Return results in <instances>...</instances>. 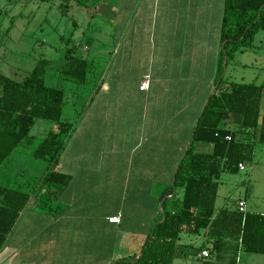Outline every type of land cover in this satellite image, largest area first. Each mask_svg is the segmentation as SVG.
<instances>
[{
    "label": "crops",
    "instance_id": "obj_1",
    "mask_svg": "<svg viewBox=\"0 0 264 264\" xmlns=\"http://www.w3.org/2000/svg\"><path fill=\"white\" fill-rule=\"evenodd\" d=\"M223 5L224 0H126L123 12L111 8L105 50L110 70L92 76L89 70L84 84H92L93 92L78 122L81 137L75 136L78 126L71 127L53 167L67 182L46 209L30 198L0 248V264H114L138 258L163 220L162 205L171 212L180 206L183 189L173 181L209 98L229 92L231 82L262 84L264 117V75L256 77L254 70L264 31L255 35L253 47L235 52L253 53L233 65L238 75L230 77L227 62L220 81ZM146 75L148 85L141 90ZM240 120L227 112L221 126L238 130ZM260 145L256 142L254 155ZM205 148L210 152L212 145ZM218 194L216 211L244 201L245 212L264 215L263 203L257 212L246 198H225L219 205ZM111 217L118 221L109 222ZM206 240L207 228L181 232L172 264H226L229 254L217 258ZM236 264H264V254L240 249Z\"/></svg>",
    "mask_w": 264,
    "mask_h": 264
},
{
    "label": "trees",
    "instance_id": "obj_2",
    "mask_svg": "<svg viewBox=\"0 0 264 264\" xmlns=\"http://www.w3.org/2000/svg\"><path fill=\"white\" fill-rule=\"evenodd\" d=\"M75 1L87 7L92 0ZM261 30L264 31V0H224L220 81L223 61L226 60V66L236 51L253 47L255 35ZM74 51L73 47L66 51L63 74L84 84L90 69L87 61L75 56ZM48 65L47 60L38 61L22 80L0 71V167L11 161L12 153L29 135L36 120H49L57 127L31 153L49 163L44 174L34 180L36 185L30 189V180L18 188L0 184V248L32 196L46 209L54 192L67 182V176L53 167L70 136L71 124L62 120L64 91L44 81ZM229 85V92L214 93L209 98L193 128L190 147L178 165L173 187L183 189L180 206L171 212L162 205L163 220L152 229L141 255L114 264H172L179 234L197 233L201 228H207L206 241L212 244L217 258H221V252L229 254L226 264H236L240 249L264 254L263 214L241 212L238 208L215 209L221 174L238 172L240 163L252 160L256 142L264 144V117L260 116L263 85L235 82ZM227 112L241 117L238 130L221 126ZM196 143L211 144V151L195 150Z\"/></svg>",
    "mask_w": 264,
    "mask_h": 264
},
{
    "label": "rangeland",
    "instance_id": "obj_3",
    "mask_svg": "<svg viewBox=\"0 0 264 264\" xmlns=\"http://www.w3.org/2000/svg\"><path fill=\"white\" fill-rule=\"evenodd\" d=\"M125 3L126 0H92L85 7L75 0H0V71L22 80L38 61H49L44 81L64 91L62 120L69 122L72 128L78 126L75 136L81 137V123L78 122L90 101L93 86L78 83L63 74L66 51L73 47L75 56L85 57L91 76L104 69L109 71L105 50L110 41V10L113 7L112 10L123 12ZM91 37L93 43L88 42ZM85 45L89 49L84 50ZM252 56L253 53L246 56L235 53L234 59L228 61L229 76L238 75L237 71L232 72L233 65L239 66V62ZM256 59L255 75L263 77L264 46L258 48ZM53 127L55 125L49 120L35 121L29 135L12 153L11 161L0 167V184L16 187L29 180L34 182L44 174L49 163L31 153ZM205 147V143L195 144L197 151L206 152ZM220 182L217 204H222L225 198L230 202L246 198L251 210H260L261 203L264 207V146L256 148L252 161L245 162L243 170L223 172Z\"/></svg>",
    "mask_w": 264,
    "mask_h": 264
},
{
    "label": "built area",
    "instance_id": "obj_4",
    "mask_svg": "<svg viewBox=\"0 0 264 264\" xmlns=\"http://www.w3.org/2000/svg\"><path fill=\"white\" fill-rule=\"evenodd\" d=\"M148 80H149V76L146 75V76L143 77L142 82H141L140 87H139L141 90H143V89H145L147 87ZM226 139L227 140H230V137L227 136ZM238 167H239V169H243L242 163H240L238 165ZM237 207H238V210L239 211L245 212V202L244 201H239ZM117 221H118V217H111V218H109V222H114L115 223ZM202 255L203 256H208V252L207 251H203L202 252Z\"/></svg>",
    "mask_w": 264,
    "mask_h": 264
}]
</instances>
